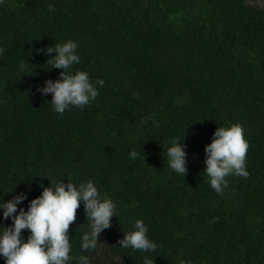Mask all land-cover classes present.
I'll list each match as a JSON object with an SVG mask.
<instances>
[{"label": "trees", "instance_id": "16d2710c", "mask_svg": "<svg viewBox=\"0 0 264 264\" xmlns=\"http://www.w3.org/2000/svg\"><path fill=\"white\" fill-rule=\"evenodd\" d=\"M67 39L80 56L70 70L103 86L60 115L37 86L62 70L39 50ZM0 48V197L24 192L27 210L48 179H91L119 209L84 253L81 203L71 264H264V11L244 0H0ZM230 123L243 128L248 175H229L217 193L204 146ZM179 138L183 177L164 151ZM137 219L155 252L118 246Z\"/></svg>", "mask_w": 264, "mask_h": 264}, {"label": "clouds", "instance_id": "9594fccd", "mask_svg": "<svg viewBox=\"0 0 264 264\" xmlns=\"http://www.w3.org/2000/svg\"><path fill=\"white\" fill-rule=\"evenodd\" d=\"M50 11H54L51 6ZM77 48L75 41L67 39L39 50L54 53L49 56L50 68L62 70L59 78L45 79L43 86H37L41 95L51 94V106L60 115L70 107L89 104L99 94L97 85L103 86V81L99 79L93 83L87 71L70 70L73 65L80 63ZM3 51L0 48V53ZM20 67L23 68V65ZM182 138L172 139L164 151L170 169L183 177L187 172V152L186 145L179 142ZM247 149L248 143L239 123L216 127L210 142L204 146L205 167L202 171L215 192L223 191L229 175L247 177ZM138 155L136 150L129 152L131 159H136ZM26 199L27 194L24 192L16 193L8 200L0 197V218L12 221L10 225L0 223V257L4 264H71L74 257L70 254L68 229L75 221L76 210L81 203L85 220L88 221L86 230L80 236V249L84 253L97 249L101 243L99 234L111 226V217L117 216L119 212L116 202L102 196L91 179L79 184L48 179L47 186L41 185L40 194L28 201L27 210L18 208ZM25 229L28 230L26 238L22 234ZM118 246L145 253L157 249V244L148 237V228L141 219L134 221L131 230L123 232ZM113 261L123 264L119 255ZM77 264H89V257L79 256ZM144 264H153V257L145 256Z\"/></svg>", "mask_w": 264, "mask_h": 264}, {"label": "flooded vegetation", "instance_id": "af4514ba", "mask_svg": "<svg viewBox=\"0 0 264 264\" xmlns=\"http://www.w3.org/2000/svg\"><path fill=\"white\" fill-rule=\"evenodd\" d=\"M244 1L251 7H255L264 11V0H244ZM109 264H115V263L113 261H109Z\"/></svg>", "mask_w": 264, "mask_h": 264}]
</instances>
